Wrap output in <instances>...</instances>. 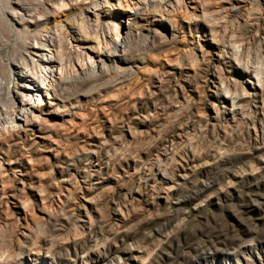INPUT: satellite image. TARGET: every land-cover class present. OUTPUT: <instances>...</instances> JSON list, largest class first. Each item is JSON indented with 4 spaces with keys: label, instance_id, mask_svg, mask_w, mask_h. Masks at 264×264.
Returning <instances> with one entry per match:
<instances>
[{
    "label": "rangeland",
    "instance_id": "obj_1",
    "mask_svg": "<svg viewBox=\"0 0 264 264\" xmlns=\"http://www.w3.org/2000/svg\"><path fill=\"white\" fill-rule=\"evenodd\" d=\"M18 3L38 12L0 0L6 63L26 46ZM220 4L175 10L168 42L133 40V69L0 129V264H264V29L241 38Z\"/></svg>",
    "mask_w": 264,
    "mask_h": 264
},
{
    "label": "bare ground",
    "instance_id": "obj_2",
    "mask_svg": "<svg viewBox=\"0 0 264 264\" xmlns=\"http://www.w3.org/2000/svg\"><path fill=\"white\" fill-rule=\"evenodd\" d=\"M122 1L118 0L119 6H116L118 19L113 20L109 19V9L113 6L109 0H97L88 10L83 9L84 0H36L37 8L33 6L38 9L37 13L20 3L12 9L28 36L25 48L15 49L14 59L8 63L2 53L9 45L11 30L6 39L0 38V129L17 130L24 122L37 121L42 117L43 106L67 100L70 88L93 87L95 79L107 73L133 69L141 60L139 55L130 56L133 40L146 34L144 49L147 50L168 42L174 34L172 12L189 8L193 0ZM220 2L222 10L231 15L239 14L234 20L241 38H245L252 27L264 29V0ZM58 8L79 10L78 17H74L80 21L70 20L65 13L58 15L59 10L55 11ZM199 19L209 21L211 18L202 12ZM122 20H127V24L120 32ZM40 26L42 28L38 29ZM92 28L101 31L106 37L105 43H89L84 31ZM34 29L38 30L31 35ZM73 61H77L75 71L64 68ZM36 111L39 114H35Z\"/></svg>",
    "mask_w": 264,
    "mask_h": 264
}]
</instances>
